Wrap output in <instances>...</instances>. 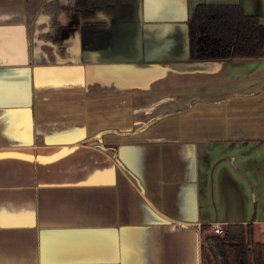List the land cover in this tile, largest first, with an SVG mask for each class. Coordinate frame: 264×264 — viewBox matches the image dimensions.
Masks as SVG:
<instances>
[{"label":"crops","instance_id":"0c3cea01","mask_svg":"<svg viewBox=\"0 0 264 264\" xmlns=\"http://www.w3.org/2000/svg\"><path fill=\"white\" fill-rule=\"evenodd\" d=\"M198 4L0 0V264H202L264 236V60L191 58Z\"/></svg>","mask_w":264,"mask_h":264},{"label":"trees","instance_id":"16d2710c","mask_svg":"<svg viewBox=\"0 0 264 264\" xmlns=\"http://www.w3.org/2000/svg\"><path fill=\"white\" fill-rule=\"evenodd\" d=\"M191 58L264 60V24L239 7L198 4L188 23ZM221 235L202 238V264H264V236L254 237L252 224H229Z\"/></svg>","mask_w":264,"mask_h":264},{"label":"built area","instance_id":"2783aa9c","mask_svg":"<svg viewBox=\"0 0 264 264\" xmlns=\"http://www.w3.org/2000/svg\"><path fill=\"white\" fill-rule=\"evenodd\" d=\"M224 227L221 225H211L208 227V231L212 234H215V235H221V233L224 232Z\"/></svg>","mask_w":264,"mask_h":264}]
</instances>
